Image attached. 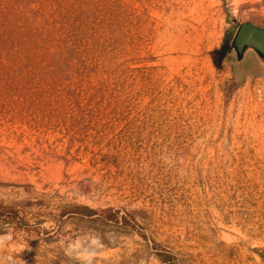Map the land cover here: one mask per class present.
Returning <instances> with one entry per match:
<instances>
[{"label": "rangeland", "instance_id": "1", "mask_svg": "<svg viewBox=\"0 0 264 264\" xmlns=\"http://www.w3.org/2000/svg\"><path fill=\"white\" fill-rule=\"evenodd\" d=\"M0 3V264H264V0Z\"/></svg>", "mask_w": 264, "mask_h": 264}, {"label": "water", "instance_id": "2", "mask_svg": "<svg viewBox=\"0 0 264 264\" xmlns=\"http://www.w3.org/2000/svg\"><path fill=\"white\" fill-rule=\"evenodd\" d=\"M227 52L233 54L234 66H238L251 55L256 66L264 70V26L250 20L239 23Z\"/></svg>", "mask_w": 264, "mask_h": 264}, {"label": "trees", "instance_id": "3", "mask_svg": "<svg viewBox=\"0 0 264 264\" xmlns=\"http://www.w3.org/2000/svg\"><path fill=\"white\" fill-rule=\"evenodd\" d=\"M12 6L13 5H3L2 3H0V41H2L3 36H7V35L9 36V34L6 30V27L8 25L10 26L13 21L11 18H8V17H12V16L7 15V13L12 8ZM5 17H7V19H5ZM37 18L38 17H28L26 19V21L30 24H39L37 21ZM21 28H24V27H21ZM32 28L34 31H31L28 29L29 41L34 46H38L40 38L36 32V27H32ZM12 30H14V29H12ZM231 84H232L231 85L232 89H234L236 87V84H234L233 82ZM72 212L81 213V214H92V213H95V210L91 209L87 206H84V205H77ZM103 212H104V217L106 219L112 220V219L118 218L117 212L112 211L111 208L103 209ZM17 216H18V213H17L16 209L0 203V219L12 220V219L17 218ZM19 225H22V222H20ZM158 254H159L160 259L162 261L168 262L169 259L171 258L170 254H168L166 252H159Z\"/></svg>", "mask_w": 264, "mask_h": 264}]
</instances>
